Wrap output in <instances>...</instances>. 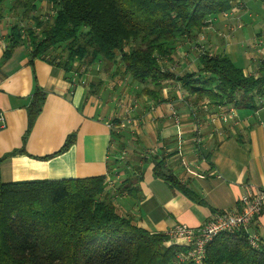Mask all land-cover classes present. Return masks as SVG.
<instances>
[{
	"label": "crops",
	"instance_id": "1",
	"mask_svg": "<svg viewBox=\"0 0 264 264\" xmlns=\"http://www.w3.org/2000/svg\"><path fill=\"white\" fill-rule=\"evenodd\" d=\"M8 31L1 23L2 181L106 175L111 182L105 196L120 214L165 233L178 223L198 227L216 212L240 210L246 192L264 189V103L217 108L208 98L196 102L171 79L154 100L115 66L75 62L66 71L58 61L32 59L26 44L4 59ZM200 49L227 54L245 75L258 76L264 0L234 2L228 16L219 14L197 39L181 42L169 67L180 75L197 70ZM38 90L45 93L44 104L26 136L27 109ZM70 134L73 143L61 151ZM156 160L184 189L155 173ZM252 229L264 240V207Z\"/></svg>",
	"mask_w": 264,
	"mask_h": 264
},
{
	"label": "trees",
	"instance_id": "2",
	"mask_svg": "<svg viewBox=\"0 0 264 264\" xmlns=\"http://www.w3.org/2000/svg\"><path fill=\"white\" fill-rule=\"evenodd\" d=\"M44 1L54 10L51 17L36 15ZM232 7V0H12L3 58L26 44L32 59L58 61L66 71L75 62L115 66L154 100L171 79L196 102L208 98L217 108H254L264 103V60L258 76L245 75L227 54L206 49H200L195 71L180 75L168 65L181 42L197 39ZM44 99L45 93L38 90L27 109L26 136ZM74 139L70 134L61 151ZM161 170L156 160L155 173L184 189ZM106 179L100 175L4 182L0 173V264H192L178 258L185 247L168 244L169 233L150 231L120 214L113 199L105 196ZM228 263L264 264V243L253 247L243 229L219 233L207 245L203 264Z\"/></svg>",
	"mask_w": 264,
	"mask_h": 264
},
{
	"label": "built area",
	"instance_id": "3",
	"mask_svg": "<svg viewBox=\"0 0 264 264\" xmlns=\"http://www.w3.org/2000/svg\"><path fill=\"white\" fill-rule=\"evenodd\" d=\"M237 0H232L233 4ZM240 2V1H239ZM228 16V11L221 13ZM228 116V115H227ZM175 118L178 119L176 113ZM226 119V116L224 117ZM6 127L5 114L0 111V129ZM107 183L111 182L107 176ZM264 207V189L250 190L241 197L240 210H224L216 212L210 219L198 227L178 223L169 232L170 239L183 241L185 250L178 254L180 260H190L192 264H203L207 245L222 232H233L243 229L247 232L249 243L257 248L264 240L252 229L255 219Z\"/></svg>",
	"mask_w": 264,
	"mask_h": 264
},
{
	"label": "rangeland",
	"instance_id": "4",
	"mask_svg": "<svg viewBox=\"0 0 264 264\" xmlns=\"http://www.w3.org/2000/svg\"><path fill=\"white\" fill-rule=\"evenodd\" d=\"M12 3V0H6L4 5H0V24H7V26H9L12 22L13 17L11 16V14H9L8 11V6ZM53 8L51 7V5H49L47 2H43L40 7L39 10L36 11V15H41V16H49L51 17L53 15ZM202 40V39H201ZM198 42V40H197ZM197 45V44H194ZM177 56H180V53L177 54ZM174 65V64H173ZM193 67V66H191ZM178 71H183L184 66L181 64H179V66L177 67ZM171 240V239H170Z\"/></svg>",
	"mask_w": 264,
	"mask_h": 264
}]
</instances>
